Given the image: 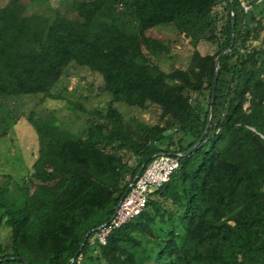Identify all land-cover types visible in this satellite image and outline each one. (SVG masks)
<instances>
[{"label": "trees", "instance_id": "obj_1", "mask_svg": "<svg viewBox=\"0 0 264 264\" xmlns=\"http://www.w3.org/2000/svg\"><path fill=\"white\" fill-rule=\"evenodd\" d=\"M85 1L52 18L27 14L22 0L0 3V138L19 120L7 102L53 96L69 69L97 73L110 96L84 136L54 114L28 112L37 156L21 181L0 173V223L10 230L0 264H264V48L246 44L255 16L242 4L259 2ZM216 3L227 11L219 41L202 35ZM170 23L194 48L186 67L165 71L151 59L162 43L147 32ZM202 40L215 51L200 53ZM227 48L212 95L215 58ZM114 103L154 105L169 122L125 119ZM168 151L182 153L179 168L142 212L104 244L91 241L139 168ZM211 239L223 256L204 254Z\"/></svg>", "mask_w": 264, "mask_h": 264}, {"label": "rangeland", "instance_id": "obj_2", "mask_svg": "<svg viewBox=\"0 0 264 264\" xmlns=\"http://www.w3.org/2000/svg\"><path fill=\"white\" fill-rule=\"evenodd\" d=\"M7 0H0L4 4ZM27 14L37 13L52 18L58 10L63 11L69 7H83L85 0H22ZM253 2V1H252ZM251 5L242 1L245 10H251L255 20L251 21L253 27L246 44L249 48H264V1ZM84 5H83V4ZM83 6H82V5ZM87 10V9H86ZM89 11V10H88ZM84 12V11H83ZM227 11L224 3H216L209 12L208 22L202 26V35H215L220 40V29L224 24ZM257 19V21H256ZM147 35L162 43L160 50H151V59L159 67L168 71L172 67H186L190 62L193 45L190 38L176 29L173 24H166L150 29ZM216 42L202 40L196 49L202 53H213ZM53 96L42 94L20 95L7 102L12 111L19 115V120L4 136L0 138V173L12 176L21 181L24 176L32 172V164L37 156V136L29 124L26 116L29 111L37 113L54 114L63 127L77 136H84L86 125L96 119L91 112H105L110 104V96L102 89V79L97 73L86 68L69 69L60 78L51 90ZM71 101L84 108L72 110L68 102ZM125 119L134 117L141 122L152 125L164 123L168 118L160 121V111L154 105L146 107L128 106L123 103H114ZM132 163V161H130ZM4 218L0 209V221ZM10 240V230L3 222L0 223V243L5 245ZM204 254L207 256L222 255L216 239L204 241Z\"/></svg>", "mask_w": 264, "mask_h": 264}, {"label": "built area", "instance_id": "obj_3", "mask_svg": "<svg viewBox=\"0 0 264 264\" xmlns=\"http://www.w3.org/2000/svg\"><path fill=\"white\" fill-rule=\"evenodd\" d=\"M244 9H246L245 6ZM181 155L180 152L170 151L153 155L149 163L129 183L108 221L95 229L91 241L104 244L112 229L123 225L140 214L146 206L149 194L167 182L170 176L179 168Z\"/></svg>", "mask_w": 264, "mask_h": 264}, {"label": "water", "instance_id": "obj_4", "mask_svg": "<svg viewBox=\"0 0 264 264\" xmlns=\"http://www.w3.org/2000/svg\"><path fill=\"white\" fill-rule=\"evenodd\" d=\"M250 1H253V0H250ZM232 26H233V21H232V24H231ZM229 49L230 48H227V49H225V50H223L222 52H220L217 56H216V58H215V72H214V76H213V79H212V95H213V92H214V88H215V84H216V79H217V75H218V59L220 58V56L222 55V54H224V53H226L227 51H229ZM209 112H210V116H209V120H208V122H207V127L210 125V117H211V115H212V108L210 107V109H209ZM170 131H166L165 133H169ZM204 133H205V131H204ZM203 133V134H204ZM193 148H190L189 150H188V152H190L191 150H192ZM143 168V165L139 168V170H138V172H137V174L135 175V176H137L138 174H139V172L141 171V169Z\"/></svg>", "mask_w": 264, "mask_h": 264}]
</instances>
